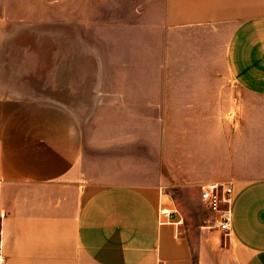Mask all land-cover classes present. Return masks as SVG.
Masks as SVG:
<instances>
[{
    "label": "crops",
    "instance_id": "obj_1",
    "mask_svg": "<svg viewBox=\"0 0 264 264\" xmlns=\"http://www.w3.org/2000/svg\"><path fill=\"white\" fill-rule=\"evenodd\" d=\"M27 24H98L116 49L94 61L68 34L65 78L18 97L15 59L39 55ZM221 180L228 232L200 197ZM0 249L1 264H264V0H0Z\"/></svg>",
    "mask_w": 264,
    "mask_h": 264
},
{
    "label": "rangeland",
    "instance_id": "obj_2",
    "mask_svg": "<svg viewBox=\"0 0 264 264\" xmlns=\"http://www.w3.org/2000/svg\"><path fill=\"white\" fill-rule=\"evenodd\" d=\"M96 13H98V5H95ZM113 11H110L108 8L105 10H101V14L112 15ZM114 17V16H113ZM104 28V26L96 25H67V24H37V25H26L24 28H22L20 31H18V35L23 37L22 41L23 43H26L27 47L33 48L37 51V54L35 58L31 57V59L28 57L27 63L23 64L21 62V59L19 57H16L15 59V73L12 75V79L10 82V85L14 86L11 89V94L14 93L18 97H30L38 94L40 91H48V90H38L41 86V84L45 83L44 80L41 82L39 81L41 78L44 77H52L54 79L55 73L58 74L59 77L65 78V69H66V57L62 56L61 50L63 52L66 51V48L69 44L68 34L72 36H81L84 38L83 40L75 41L76 47L83 45L88 46V50L91 53L92 60L98 61L99 56L101 54V63L102 61H106L109 64V53L107 54V50L109 49H116L115 45H113V42L105 41L103 44H100L99 41L94 37L93 32L95 30L97 31V28ZM104 31V29L102 30ZM110 32L109 28L104 32L108 33ZM121 40V39H120ZM124 46L118 49H123ZM59 50V52H54L55 50ZM126 50V49H125ZM57 53L58 56H54L53 54ZM17 54V53H16ZM52 54V55H51ZM107 54V57H106ZM97 65V62H96ZM35 67L37 69L34 71ZM33 71V72H32ZM25 74V75H24ZM104 81L107 84L110 73L106 72L104 73ZM25 76V78H23ZM27 79L30 80H26ZM34 78H40L38 81L34 80ZM50 84L49 78H47V82L44 84L48 86ZM27 86L23 87V86ZM20 86V87H17ZM99 96V95H98ZM104 99H106L104 97ZM75 102V107L78 109V111L85 112V114L88 113H97V102L96 100H91L92 104H89L91 108L84 107L81 105L82 98H80L78 103L76 100H73ZM193 101V100H189ZM130 100H120L118 101V104L115 105V109L122 115V121L118 122L120 126H126L131 125V116L133 113L135 106L131 105ZM111 104V102H110ZM141 111V110H140ZM134 113L133 115H135ZM95 118V117H94ZM97 121L94 119L92 120V125H95ZM93 127V126H92ZM145 139V138H140ZM129 138H124V142H128ZM140 142H143L140 140ZM142 145V143H140ZM144 145V144H143ZM147 152L146 145L140 147V153L141 155L143 153ZM205 223V221H204Z\"/></svg>",
    "mask_w": 264,
    "mask_h": 264
},
{
    "label": "built area",
    "instance_id": "obj_3",
    "mask_svg": "<svg viewBox=\"0 0 264 264\" xmlns=\"http://www.w3.org/2000/svg\"><path fill=\"white\" fill-rule=\"evenodd\" d=\"M233 185L228 181L208 182L201 186L200 197L208 212L205 225L215 227L223 232L230 230L233 212ZM4 260V255L0 249V264Z\"/></svg>",
    "mask_w": 264,
    "mask_h": 264
}]
</instances>
